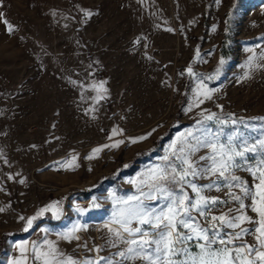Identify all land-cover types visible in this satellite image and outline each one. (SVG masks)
I'll return each mask as SVG.
<instances>
[{
	"label": "rangeland",
	"instance_id": "1",
	"mask_svg": "<svg viewBox=\"0 0 264 264\" xmlns=\"http://www.w3.org/2000/svg\"><path fill=\"white\" fill-rule=\"evenodd\" d=\"M0 12V238L8 236L0 264H34L38 235L45 247L36 245L38 264L53 248L59 264H150L142 257L154 260L156 245L143 251L138 245L142 238L158 239L159 230L133 219L129 226L141 232L129 233L116 221L135 203L129 197L166 210L167 200L141 193L150 191L156 166L188 132L238 150L255 148L237 158L240 167L226 174L229 179L194 180L202 188L214 182L202 194L219 203L205 216L193 211L191 222L215 240L247 229L228 247H212L230 249L233 257L244 249L235 264L258 260L256 251L264 248L250 197L243 211L252 220L239 228L211 217L239 215L232 194L242 193L228 186L230 175L252 192L259 183L246 169L264 158V0H0ZM207 89L217 91L200 104ZM141 136L147 138L130 142ZM119 140L124 142L111 147ZM213 155L200 148L195 158L206 157L199 163L210 167ZM184 192L197 199L186 185ZM54 201L58 212L37 216ZM74 225L87 228L76 233L79 240L63 239ZM203 243L194 236L177 246L185 251L172 259L191 264ZM129 247L132 259L117 255ZM8 250L16 255L9 258Z\"/></svg>",
	"mask_w": 264,
	"mask_h": 264
},
{
	"label": "snow or ice",
	"instance_id": "2",
	"mask_svg": "<svg viewBox=\"0 0 264 264\" xmlns=\"http://www.w3.org/2000/svg\"><path fill=\"white\" fill-rule=\"evenodd\" d=\"M216 3H220V0H216ZM85 15L91 16L92 13L85 12ZM3 16L4 14L0 12V17ZM4 22L7 23L6 20ZM8 30L9 32L13 31V26L9 24ZM169 31H171V29H169ZM219 63L221 66L224 64L223 58ZM186 71L189 75H194L191 66H189ZM219 71L220 69L217 68V74H219ZM201 86L206 88L203 81H201ZM213 91L217 90L207 89V92L204 94L203 99L199 100V103L202 104L204 103V100H211V93ZM190 110L191 109L189 108L186 111ZM214 115L215 114H211L207 116L206 119L212 120ZM260 119H264V117ZM197 123L201 122L197 121ZM113 134H116L115 130ZM148 135H151V133H148ZM146 138L147 136L130 138V142L136 143ZM123 142V140L116 141L111 145V147H119V145ZM103 147H109V145H104ZM170 147V154L162 158L163 163L161 165H157L156 171L152 174L150 191L148 193H141V195L147 196L148 199L163 198L167 200L168 204L166 205V210L161 209L160 211H157L154 208H147L144 206V201L140 200L138 197H129L127 199L134 200L135 203L130 204L127 208L121 210L120 215L122 219L116 221V223H122L124 231L129 233L141 232V228H131L129 226L131 220L133 219L141 225H150L153 229L159 230L156 233L159 237L158 239L148 240L142 238L140 244L138 245L141 251L144 250L145 246L150 247L152 244L156 245V252L159 255H157L154 260L147 255L142 257L145 260H150V264H177V262L172 258L181 251H185L177 246L183 245L185 241L192 240L194 236L203 240L204 243L199 245L200 253L197 256L190 257L191 264H235V260L241 258L240 254L244 251V249H236L235 257L232 256L230 249H214L212 245L216 242L215 237H210L206 229L200 228L198 225H194L191 222L193 219L191 213L193 211L205 216L212 207L219 203L218 198L207 197L202 194L203 188L211 189L214 186V182L204 185L202 188L194 183V180L197 178H203L204 176H216L217 178L229 179V176L226 174H230L232 169H239L240 167L237 163V158L245 157L246 152H254L255 148H249L245 144L243 145L242 150H238L231 142L227 145H218L216 142H213L206 137L196 136L192 132H188L181 140L174 141L173 145ZM262 147H264V142H262ZM200 148L212 149L214 155L209 157L212 161V165L210 167H202L199 163V161L205 160L206 157L200 156L199 159L195 158L196 153L200 150ZM99 151V148L93 149L94 154ZM87 158L91 159L92 156ZM246 170L259 180V183L255 185V192L250 191L246 186V182H244L240 177L230 175V182L228 186L239 188L240 193H242V195L232 194V200L238 204L235 211L238 212L239 215H229L226 217L221 214L220 216H212L211 221H219L221 226H227L229 228H239L245 221L250 222L252 218L246 216L243 211L246 207H249L245 205L244 198L250 197L252 200V205L250 207L252 211L256 212L259 216V226L256 228V232H258L259 235L256 238L260 243L261 248H264V158L257 161L255 168L249 167ZM21 183H23V181H21ZM185 185L190 187L193 192L197 194V199L193 200L187 195V193L184 192ZM58 204V201L51 202L44 208L40 209L37 216L46 211L52 210L53 208H56L58 212ZM0 211H3V209H0ZM231 211L232 210L230 209V212ZM53 215H56V212H54ZM36 218V216L27 218L24 231H27L28 228L32 226L33 221ZM20 219L25 220L22 216ZM210 226L213 228L216 227V225L211 222ZM82 228L86 229L87 225H74L68 233L62 235V238L69 241L79 240V236L76 235V233ZM178 228H186L192 234L188 235L181 233ZM109 230L112 231L111 228ZM246 231L247 229L241 228L240 232L235 233L234 237L228 240L227 243L231 244L233 240L240 237L241 233ZM116 234L119 236V232ZM143 235L147 236L148 234L144 233ZM45 243L47 244L49 242L45 241ZM130 243L136 244L137 242L133 240ZM220 243L224 244L225 241L221 239ZM33 252L36 254L35 258L40 260L41 251L35 244L33 245ZM134 252L135 249L129 247L127 253L119 252L117 255L125 259H132L133 256L129 254ZM185 254L187 255L186 252ZM43 255L50 256V259H45L42 261V264H59V261L56 259V250L54 248L50 253L44 252ZM256 256L260 264H264V251H256ZM104 259V257L100 258V260ZM15 264H21V262L17 261ZM86 264H91V262H86ZM96 264H99V260L96 261ZM107 264H112V262L108 261ZM181 264H189V262L183 261ZM246 264H256V261L246 260Z\"/></svg>",
	"mask_w": 264,
	"mask_h": 264
},
{
	"label": "built area",
	"instance_id": "3",
	"mask_svg": "<svg viewBox=\"0 0 264 264\" xmlns=\"http://www.w3.org/2000/svg\"><path fill=\"white\" fill-rule=\"evenodd\" d=\"M232 236H234V234H232ZM42 239H43V237H42L41 235L36 236V238H34V244H35V245H38V246H40V247L45 248V247L43 246V241H42ZM221 239H223V240L225 241L224 244H221V243H220V240H221ZM227 239H228V238H227ZM226 241H228V240H226V238H222V237H220V238L216 239V242H215V243H216V245H217L218 247H228V244H227ZM13 255H16V251H14V250H12L11 254H9V257H10V256H13ZM34 264H38V263H37V260L34 261ZM256 264H260L259 260H256Z\"/></svg>",
	"mask_w": 264,
	"mask_h": 264
},
{
	"label": "trees",
	"instance_id": "4",
	"mask_svg": "<svg viewBox=\"0 0 264 264\" xmlns=\"http://www.w3.org/2000/svg\"><path fill=\"white\" fill-rule=\"evenodd\" d=\"M18 233H19V232L14 233V234H12V236H17ZM7 237H8L7 235H4V236H2V237L0 238V251H2L4 241L6 240ZM0 253H1V252H0Z\"/></svg>",
	"mask_w": 264,
	"mask_h": 264
},
{
	"label": "crops",
	"instance_id": "5",
	"mask_svg": "<svg viewBox=\"0 0 264 264\" xmlns=\"http://www.w3.org/2000/svg\"><path fill=\"white\" fill-rule=\"evenodd\" d=\"M8 249L10 250V247H9ZM9 250H8V251H9ZM9 254H10V251H9ZM9 258H10V257H9ZM8 264H9V263H8Z\"/></svg>",
	"mask_w": 264,
	"mask_h": 264
}]
</instances>
